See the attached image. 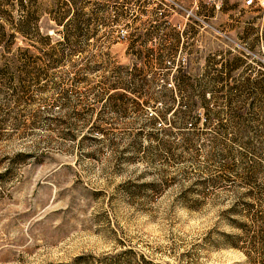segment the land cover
Instances as JSON below:
<instances>
[{
    "label": "rangeland",
    "instance_id": "374dc122",
    "mask_svg": "<svg viewBox=\"0 0 264 264\" xmlns=\"http://www.w3.org/2000/svg\"><path fill=\"white\" fill-rule=\"evenodd\" d=\"M64 1L23 11L39 10L41 32L57 41L49 13ZM70 1L90 34L83 52L53 65L16 31L10 52L0 47V264H250L221 234L236 232L223 214L246 189L241 176L264 167V111L248 123L252 101L231 88L264 62V4ZM18 5L0 0V13L17 20Z\"/></svg>",
    "mask_w": 264,
    "mask_h": 264
},
{
    "label": "trees",
    "instance_id": "16d2710c",
    "mask_svg": "<svg viewBox=\"0 0 264 264\" xmlns=\"http://www.w3.org/2000/svg\"><path fill=\"white\" fill-rule=\"evenodd\" d=\"M17 2L19 4L18 7L21 8V17L19 19L14 20L11 11L0 13V20L7 22L10 25L9 27L14 31V33L12 35L9 34V36L0 34V47L1 44L6 43L4 48L10 52L11 46L7 45L9 42H12V37H15L16 31L27 37L34 35L35 39H38V42L45 46V49H49V51H44V55L53 65L63 63L62 60L66 53L72 55L83 52L81 39L89 38L90 34L82 27V24L85 23V19H83L82 13L76 8L74 1L66 0L63 2L67 7L66 10L57 9L49 13L51 15L50 20L53 21L56 26V31L62 30L59 31L61 35L57 41H54V38L48 33L41 32V26L39 27L41 14L39 10L23 11L25 7H28V4L31 5L32 0H17ZM221 2L222 5L229 4V0H222ZM121 17H124V15H121ZM15 21H18L16 24L17 27L13 25ZM1 26L3 29L5 28V26L0 25V27ZM263 37L264 34H262L261 39ZM257 42H259V40ZM129 49L131 48L129 47ZM24 54L25 51L16 57V61H13L16 63L25 61L27 57ZM236 59L237 62L240 60L239 58ZM221 64V67L225 70L231 68L230 64ZM15 68L18 67L16 66ZM232 69L229 70L231 71ZM246 69L249 74L245 81H242L239 76L233 81L234 85L231 88L235 89L237 93H241L239 96L245 93L249 97L247 100L252 101L251 107L253 114H250V121L248 120V123L251 124L252 120L256 118L257 110L261 109L264 111V62L261 60H252L248 63ZM124 70L127 71V68L119 67L118 73L123 74L122 71ZM18 71L24 73L26 72V68L21 66L18 68ZM1 74L7 76L9 74V68H3ZM224 75L228 78H225ZM165 78H167L166 75H164L162 79L164 84L167 82ZM230 78L229 73L225 72V74L215 77V82L223 85L224 81ZM118 86H123V83H119ZM223 90L225 89L223 88ZM244 90H246V92H244ZM202 99H205L204 94L202 95ZM193 106L192 104L185 112V125L191 124L193 126V131L191 132L198 130L197 127L200 122L199 115H192ZM202 108L205 110L208 117L211 113L215 115L211 112L213 110L204 106H202ZM230 114L235 121L244 124L245 119L241 112H235L231 109ZM207 125L209 124L206 123V126ZM189 136L191 139H187L188 141L192 140L193 134L189 133ZM149 137L153 138L154 134L150 133ZM136 148V150L150 152V146L136 143ZM131 158L133 157H128L126 160L132 161ZM241 177L243 179L242 184L246 189L242 193L239 191L237 194L235 193V199L230 204V208L223 214V218L228 222L230 229H234L236 232L233 234L222 233V245H224V247L231 246L241 250L250 264H264V167L252 166V168Z\"/></svg>",
    "mask_w": 264,
    "mask_h": 264
},
{
    "label": "built area",
    "instance_id": "2783aa9c",
    "mask_svg": "<svg viewBox=\"0 0 264 264\" xmlns=\"http://www.w3.org/2000/svg\"><path fill=\"white\" fill-rule=\"evenodd\" d=\"M264 4V0H244V6L246 8H255L258 6H262Z\"/></svg>",
    "mask_w": 264,
    "mask_h": 264
}]
</instances>
